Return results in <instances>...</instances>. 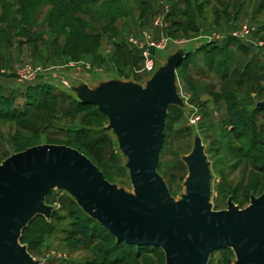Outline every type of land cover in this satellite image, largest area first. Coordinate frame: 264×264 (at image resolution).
I'll list each match as a JSON object with an SVG mask.
<instances>
[{
    "label": "rangeland",
    "instance_id": "1",
    "mask_svg": "<svg viewBox=\"0 0 264 264\" xmlns=\"http://www.w3.org/2000/svg\"><path fill=\"white\" fill-rule=\"evenodd\" d=\"M45 4L29 6V22L23 23L16 0H0V84L25 113L18 119L0 116V163L34 145H68L88 156L110 182L133 191L127 158L106 129L108 117L90 108L75 111L69 85L87 82L91 76L85 73L110 72L143 83L136 73L143 60L130 39L147 41V32L153 42L169 38L196 51L177 70L186 105L169 109L158 166L171 194L179 199L185 191L183 157L197 137L211 163L215 209L227 208L229 198L245 208L252 195L264 192V112H253L264 101V0H101L85 17L101 45L77 59L63 51L70 29L63 20L49 22L53 6ZM135 53L137 59L129 56ZM43 85L53 88L50 103L41 98ZM230 101L247 108L253 133L243 129L242 138L235 135L227 115ZM74 202L65 191L47 194L46 203L55 207L50 228L35 234L28 246L43 264H166L161 250L130 253L115 249L105 236L87 248L70 245ZM229 250H215L209 264H234Z\"/></svg>",
    "mask_w": 264,
    "mask_h": 264
},
{
    "label": "water",
    "instance_id": "2",
    "mask_svg": "<svg viewBox=\"0 0 264 264\" xmlns=\"http://www.w3.org/2000/svg\"><path fill=\"white\" fill-rule=\"evenodd\" d=\"M177 44L169 39L166 48L154 50L157 67L143 83L110 72L85 73L87 82L67 84L77 101L108 117L106 129L127 158L133 191L110 182L68 145H34L0 163V264H43L21 239L36 217L50 221L55 207L46 196L54 189L70 194L118 242L162 248L166 264H209L222 248L233 250L234 264H264V192L252 195L245 208L229 198L227 208L215 209L214 176L200 137L183 157L188 176L179 199L158 171L169 109L186 105L177 70L194 49ZM257 107L264 110V101Z\"/></svg>",
    "mask_w": 264,
    "mask_h": 264
},
{
    "label": "trees",
    "instance_id": "3",
    "mask_svg": "<svg viewBox=\"0 0 264 264\" xmlns=\"http://www.w3.org/2000/svg\"><path fill=\"white\" fill-rule=\"evenodd\" d=\"M99 1L101 0H16V5L18 6V9H16V15H20L23 23H27L29 22V16L27 12L29 6H38L44 5V3H51L53 9L52 15L49 17V22L56 23L60 20L64 21V24L70 29L69 34L65 40L63 49L64 54L77 59L83 55L98 50L101 45V37L98 35V33L93 34L92 32L88 31L87 28L89 26V23L91 22L85 20V17L90 16L91 12L93 11V5L97 4ZM146 4L148 5L149 2H147ZM200 50L201 49H199V51ZM195 52L196 51L189 53L183 59L181 64H184L185 62L192 59ZM137 54L138 53L132 55L129 54V56H131L133 59H137L139 57ZM39 89H41L40 95L42 100H44L45 103H50L53 99V88L49 85H43L40 86ZM75 100L73 101V105L74 110L77 112H82L85 108H90L91 111L97 110L98 112H101L96 106L85 104ZM257 110L259 112H264V110L257 108L253 112L258 113ZM24 114L25 113L22 110L16 107L15 98L13 96L7 97L4 94V87L0 84V116L18 119L23 117ZM227 115L229 123L233 126L234 133L239 139L242 138L243 134L241 130L243 129H247L248 131L251 130V132L253 133V127L249 122L251 118L250 113L246 107L242 106L236 101H230L227 109ZM169 117L170 113L167 117L166 126L169 125ZM73 204L74 206L70 213V222L71 228L73 230V235L67 237V241L70 243V245L87 248L90 245L94 244L98 237L105 236L104 238L107 242H115V249H130V253L134 252L135 250L137 252H150L156 249L161 250L165 255L162 248L155 247L153 245H137L127 243L125 241L118 242L117 238L107 228L87 215L76 202H74ZM49 223L50 221H48L44 216L36 217L24 230L21 239L22 243L29 246V243L32 241L33 236H36L39 233L47 232L48 228H50ZM229 253L231 254V256L234 255L232 249L229 250Z\"/></svg>",
    "mask_w": 264,
    "mask_h": 264
},
{
    "label": "built area",
    "instance_id": "4",
    "mask_svg": "<svg viewBox=\"0 0 264 264\" xmlns=\"http://www.w3.org/2000/svg\"><path fill=\"white\" fill-rule=\"evenodd\" d=\"M243 30L248 33V27L245 26ZM145 34L147 41L141 42L138 38H131V44L137 48L139 54H141L143 60V67L141 70L137 71L141 77H147L149 74L153 73L157 67V57L154 53L156 49H163L166 46L169 38L165 39V43H156L152 41L150 35L147 32H143ZM90 69V66L88 67Z\"/></svg>",
    "mask_w": 264,
    "mask_h": 264
},
{
    "label": "crops",
    "instance_id": "5",
    "mask_svg": "<svg viewBox=\"0 0 264 264\" xmlns=\"http://www.w3.org/2000/svg\"><path fill=\"white\" fill-rule=\"evenodd\" d=\"M144 79V78H143Z\"/></svg>",
    "mask_w": 264,
    "mask_h": 264
}]
</instances>
